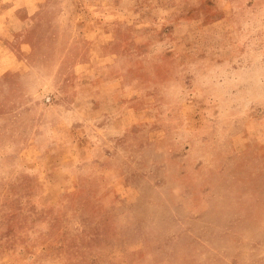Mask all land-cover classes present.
Masks as SVG:
<instances>
[{"label":"rangeland","instance_id":"1","mask_svg":"<svg viewBox=\"0 0 264 264\" xmlns=\"http://www.w3.org/2000/svg\"><path fill=\"white\" fill-rule=\"evenodd\" d=\"M0 264H264V0H0Z\"/></svg>","mask_w":264,"mask_h":264}]
</instances>
